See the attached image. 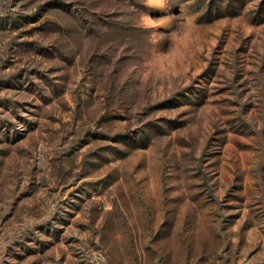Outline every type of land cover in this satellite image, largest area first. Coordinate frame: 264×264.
<instances>
[{"label": "rangeland", "instance_id": "374dc122", "mask_svg": "<svg viewBox=\"0 0 264 264\" xmlns=\"http://www.w3.org/2000/svg\"><path fill=\"white\" fill-rule=\"evenodd\" d=\"M0 264H264V0H0Z\"/></svg>", "mask_w": 264, "mask_h": 264}]
</instances>
